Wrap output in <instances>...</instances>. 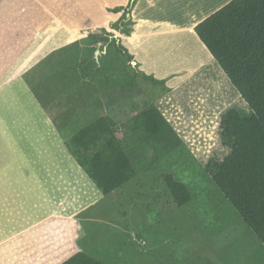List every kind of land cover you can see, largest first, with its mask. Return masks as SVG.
Here are the masks:
<instances>
[{
	"label": "rangeland",
	"instance_id": "374dc122",
	"mask_svg": "<svg viewBox=\"0 0 264 264\" xmlns=\"http://www.w3.org/2000/svg\"><path fill=\"white\" fill-rule=\"evenodd\" d=\"M128 3L0 0V264H26L10 258L16 253L15 243L29 232L43 248L63 228L80 249L110 264H264V199H246L245 206L240 192L223 187L219 150L215 158H200L185 144L122 187L100 195L66 146L77 130L102 114L117 122L122 138L125 122L156 105L186 138L192 115L215 109L211 119L219 123L228 106L243 102L217 61L214 70L211 63L201 67L191 59L176 65L168 59L176 52L166 51L158 58L168 67L159 74L168 79L164 87L144 79L139 65L115 44L107 47V56L100 53L99 60H110L117 72L114 78H124L133 87L124 90L120 84L113 89L92 77L65 85L59 74H71L75 66L81 71L100 49L94 34L103 35L106 29L120 37L130 53L142 42L114 27L125 10L111 9ZM133 12L130 9L124 20L131 33L136 29ZM138 26V32L144 31ZM144 41L149 44L147 37ZM149 48L138 52L147 72L155 64ZM43 59L46 78L35 82V90L25 74ZM133 75L136 79L131 81ZM37 94L48 102L46 108ZM202 124L193 126L196 134L208 131L206 125L199 128ZM178 181L192 192L191 202L184 205L176 198L187 199ZM29 248L26 255L40 256L32 245Z\"/></svg>",
	"mask_w": 264,
	"mask_h": 264
},
{
	"label": "trees",
	"instance_id": "16d2710c",
	"mask_svg": "<svg viewBox=\"0 0 264 264\" xmlns=\"http://www.w3.org/2000/svg\"><path fill=\"white\" fill-rule=\"evenodd\" d=\"M137 1L129 0L127 7L117 5L111 9L114 13L125 10L114 27L127 35H131L132 28H128L124 20ZM196 31L243 99L242 103H233L222 112L217 129L218 138L211 147L212 153L207 157L215 158V153L220 151L222 164L219 179L228 191L232 189V192H240V203L246 206L249 204L246 199L258 196L264 199V0H232L200 22ZM94 37L102 44L101 57L107 56V47L115 44L117 51L129 61L134 59L121 38L106 29L103 35L94 34ZM45 59L41 65L25 74V80L35 90V82L40 84L42 77H45L42 75L47 74L42 66ZM87 62L81 71L75 66L71 74L66 71L59 74L65 79V85L78 83L83 77H92L99 84H111L113 89L119 88L120 84L124 90L134 86V83L125 82L124 78H114L117 72L111 67L110 60H97L93 56ZM141 75L155 85L167 87L166 79L144 72ZM129 77L131 81L136 79L134 75ZM37 95L41 105L46 108L48 102ZM210 125L208 123L207 128ZM121 130L123 136L119 138L117 122L111 116L102 114L88 121L66 143L86 176L103 195L122 187L168 154L182 150L185 144L195 149L201 147V150H206L208 146L206 132L193 137L191 134L196 132L194 130L189 136L191 140H187L156 105H150L125 122ZM178 182L176 185L187 199L176 198L181 201V205L191 202L192 192L187 184ZM58 238L56 248L59 255L52 264H58L75 252L61 264H109L82 251L69 231H59ZM33 243L32 251L36 254L49 247L45 244L41 248L40 244L37 246ZM15 252L16 256L19 250L15 249Z\"/></svg>",
	"mask_w": 264,
	"mask_h": 264
},
{
	"label": "crops",
	"instance_id": "0c3cea01",
	"mask_svg": "<svg viewBox=\"0 0 264 264\" xmlns=\"http://www.w3.org/2000/svg\"><path fill=\"white\" fill-rule=\"evenodd\" d=\"M230 1L232 0H139L134 8L135 12H133L135 13V15L133 14L135 20L134 25H136V29L134 30L135 33L133 31L134 34L131 33V35H126L129 38L134 36L136 40L141 37L140 41L142 40L141 43L137 42L139 44L137 48L135 47L136 50H134V47V49L132 48L134 51H131V54L134 56V60L132 62L136 63V65H139V68L142 72L146 74H152L159 79L166 80H168L166 76L160 78L159 74L163 73L168 67L164 65L165 63H162L158 60L159 55L165 54L166 51L167 53L176 52V54L168 55V59H170V61L174 59L176 65L180 64L181 61L185 63L188 59H191V61L195 62V65L203 67V64L211 63V65H214V67L212 66L213 70L216 69V59L198 35L196 26L202 20L206 19L208 16L225 6ZM137 25H139V29L143 27L142 29H144V31L138 32ZM146 37L149 40V44H146L147 42L145 41L143 42V39ZM154 37H163L164 39L159 40ZM146 47H150L147 52H150L151 55L149 57H152L151 60L155 61V64L152 67H148L149 72L145 71L144 61L140 60L138 55V52L141 53ZM183 52L184 55L181 56ZM183 66L185 67V65ZM186 71L187 70H185V72ZM190 71L191 70H188V72ZM94 187L96 188V191L102 195L95 185ZM61 215L67 216L69 214L61 213ZM49 217H51V215ZM47 219L48 218H45L44 220L38 222V226L39 224L46 222ZM63 229L67 230L66 228ZM63 229H60L59 231ZM59 231L56 232L54 238L51 239V241H45V244H48L49 247L41 249L39 251L40 253H38L40 256L34 255L32 258L27 255L23 256L25 251L30 250L29 247L33 243V236L31 235V232L33 231L29 232L25 235L23 241L20 239L18 240L20 243H17L18 241L15 243V249L19 250V253L16 255H19V258L14 255V257L10 259L14 262L23 260L26 264H33V261H36V264H52L54 258L56 259V257L59 255L57 254L59 250L56 248L57 241L59 240ZM36 244L38 246L40 243ZM4 258L8 257L5 256ZM63 261L59 262L58 264L62 263Z\"/></svg>",
	"mask_w": 264,
	"mask_h": 264
},
{
	"label": "built area",
	"instance_id": "2783aa9c",
	"mask_svg": "<svg viewBox=\"0 0 264 264\" xmlns=\"http://www.w3.org/2000/svg\"><path fill=\"white\" fill-rule=\"evenodd\" d=\"M210 124L211 125H210L208 131H211L212 132L211 134H208L207 132H206V134H205V132L200 133V135H202V134L207 135L206 140H208V146H206V150H201V147H198V148L196 147V149H195V148L190 146L192 149H194V151L197 152V154L199 155L200 158L201 157H207V156H209L212 153V148L211 147L216 143L215 139L218 138L217 129H218V126L220 124V121L218 123L217 118H215L213 120L211 119L210 120ZM212 126H213V128H212ZM186 139L189 140V141L191 140V138H189V136L186 137ZM192 143L195 144V140H193Z\"/></svg>",
	"mask_w": 264,
	"mask_h": 264
},
{
	"label": "clouds",
	"instance_id": "9594fccd",
	"mask_svg": "<svg viewBox=\"0 0 264 264\" xmlns=\"http://www.w3.org/2000/svg\"><path fill=\"white\" fill-rule=\"evenodd\" d=\"M216 115V112H215V109H211V108H209L208 109V111L207 112H205V111H203L202 113H200V114H198L197 116H194L193 117V115H192V117H190L189 118V123L186 125V127H185V129H186V132L188 133V135L187 136H189L194 130L196 131V129L197 128H195V127H193V126H195L196 124H197V122H202L203 124L199 127V128H201V127H204L205 125L207 126V124L208 123H210V119L212 118V117H214ZM204 117H208V120H204ZM195 118H197V119H195ZM216 118V117H215ZM215 118H213V119H215ZM193 119H195V124H193L192 123V121H193ZM197 121V122H196ZM192 123V124H191ZM176 128V127H175ZM198 128V129H199ZM207 130H209V128H207ZM205 132H208V131H205ZM195 134H196V132L195 133H192L191 134V136H195ZM80 251V250H79ZM78 252V251H77ZM76 253V252H75ZM74 253V254H75ZM73 255V254H72ZM71 255V256H72ZM70 256V257H71ZM69 258V257H68ZM67 258V259H68ZM65 261V260H64ZM63 261V262H64ZM61 264V263H60Z\"/></svg>",
	"mask_w": 264,
	"mask_h": 264
},
{
	"label": "water",
	"instance_id": "95a60500",
	"mask_svg": "<svg viewBox=\"0 0 264 264\" xmlns=\"http://www.w3.org/2000/svg\"><path fill=\"white\" fill-rule=\"evenodd\" d=\"M128 16H129V14H128ZM101 53V50L100 49H97L96 50V53H95V58L97 59V60H99V54Z\"/></svg>",
	"mask_w": 264,
	"mask_h": 264
},
{
	"label": "bare ground",
	"instance_id": "6f19581e",
	"mask_svg": "<svg viewBox=\"0 0 264 264\" xmlns=\"http://www.w3.org/2000/svg\"><path fill=\"white\" fill-rule=\"evenodd\" d=\"M61 207L64 208V205L61 204ZM142 245H145V242L144 241L142 242Z\"/></svg>",
	"mask_w": 264,
	"mask_h": 264
}]
</instances>
